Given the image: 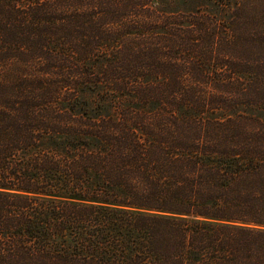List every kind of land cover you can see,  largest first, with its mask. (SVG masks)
I'll list each match as a JSON object with an SVG mask.
<instances>
[{
    "label": "trees",
    "instance_id": "trees-1",
    "mask_svg": "<svg viewBox=\"0 0 264 264\" xmlns=\"http://www.w3.org/2000/svg\"><path fill=\"white\" fill-rule=\"evenodd\" d=\"M0 264H264V0H0Z\"/></svg>",
    "mask_w": 264,
    "mask_h": 264
}]
</instances>
